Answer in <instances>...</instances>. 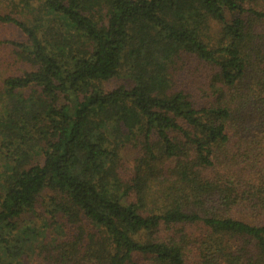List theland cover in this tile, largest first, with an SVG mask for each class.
I'll return each instance as SVG.
<instances>
[{"label": "trees", "instance_id": "16d2710c", "mask_svg": "<svg viewBox=\"0 0 264 264\" xmlns=\"http://www.w3.org/2000/svg\"><path fill=\"white\" fill-rule=\"evenodd\" d=\"M11 1L0 264H264V0Z\"/></svg>", "mask_w": 264, "mask_h": 264}, {"label": "rangeland", "instance_id": "374dc122", "mask_svg": "<svg viewBox=\"0 0 264 264\" xmlns=\"http://www.w3.org/2000/svg\"><path fill=\"white\" fill-rule=\"evenodd\" d=\"M11 2H12L11 0H0V12H7V9H8L7 6ZM0 40L5 41V42H11L12 40H25V36H24V33L17 27L13 25H5V24L0 23ZM5 45L6 44L1 45L0 51L5 52V49L7 50ZM19 66H20L19 63H16V65L11 66V63L10 65H8L2 62V65H0V85H1L2 80L5 77H7L9 73L18 72ZM192 70L195 73L200 74L201 76L205 74L204 70H199L197 68V65H194ZM180 81L182 82V80ZM118 83H119L118 81L111 82L110 86L118 85ZM1 90L2 88H0V91ZM2 159H3V156L0 152V169H1ZM30 249H32L30 251L32 252L33 248L30 247Z\"/></svg>", "mask_w": 264, "mask_h": 264}]
</instances>
